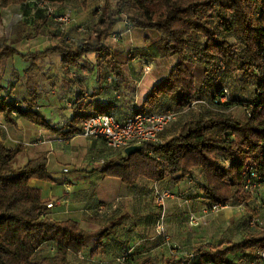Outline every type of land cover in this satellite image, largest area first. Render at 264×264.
I'll list each match as a JSON object with an SVG mask.
<instances>
[{
	"label": "trees",
	"instance_id": "obj_1",
	"mask_svg": "<svg viewBox=\"0 0 264 264\" xmlns=\"http://www.w3.org/2000/svg\"><path fill=\"white\" fill-rule=\"evenodd\" d=\"M26 1L0 0V22L3 9L11 5L23 6ZM33 3L38 17L32 27L36 35L53 21L37 7L36 0ZM122 20H127L132 28L153 29L159 33V40L149 47L154 57L178 58L168 75L150 89L143 108L135 112L175 111V107L181 109L193 102L207 104L209 108L205 116L177 123L176 133L165 139L164 131L175 124L176 119L159 134L160 144L145 143L141 150L125 155L120 161L118 156L108 159L101 166L102 174L117 177L127 184L135 183L139 177L156 182L170 177L175 183L184 180L193 183V171L198 168L204 180L200 184L204 210L214 204H246L250 196L243 189L244 170L255 168L257 181L264 187V0H117L114 7L105 4L88 38L73 45L62 38L65 44L57 43L30 53L21 52L12 43L0 39V61L19 56L30 63L28 70H33L38 67L36 61L40 57L56 54L64 75H73L72 68L80 66L88 54H94L97 63L113 59L105 41ZM234 31L240 40L238 45L228 40ZM194 35L198 41L196 37L193 40ZM143 52L145 50H140V54ZM129 53L135 56L133 50ZM193 55L205 64V80L199 88L187 65ZM221 71L236 72V80L243 86H255L248 100L235 96L223 84ZM223 88L229 91V100L225 102L217 100ZM28 94L22 104L7 99L5 94L0 95V112L6 118L15 113L62 132L63 128L52 127L38 111V93L33 90ZM66 105L72 107L73 102L66 99ZM239 105L245 108V119L237 118L230 111L232 106ZM101 112L111 111L99 109L89 114H76L74 118L83 120ZM22 147V143L11 148L0 142V264H70L68 254L79 255L92 238L95 246L91 255L101 252L104 238L113 231L115 224L92 236L73 219L50 217L40 191L28 185L31 177L49 179L47 157L43 154L14 167L13 160ZM165 189L177 197L170 189ZM165 205L164 208L159 205L157 219L164 209V222ZM189 217L190 214L188 223ZM251 219L248 224L254 228ZM256 224L262 225L259 221ZM206 225L207 222L201 223V227ZM157 238L165 241L158 234ZM43 246L54 247V253H41ZM36 253L37 259L34 258ZM262 253L264 228L252 229L240 240L226 244L199 243L187 253L172 250L160 261L150 256L134 258L130 252L124 260L125 264H240L236 258L251 257L249 264H264Z\"/></svg>",
	"mask_w": 264,
	"mask_h": 264
},
{
	"label": "crops",
	"instance_id": "obj_2",
	"mask_svg": "<svg viewBox=\"0 0 264 264\" xmlns=\"http://www.w3.org/2000/svg\"><path fill=\"white\" fill-rule=\"evenodd\" d=\"M26 3L23 6H15L28 8L31 13H35L33 0H27ZM5 9L1 11V20L4 19L3 11ZM131 29L127 30L126 23L122 20L117 23L113 32L119 33L127 30L130 33L133 30H139L138 35H142L145 39L148 37L151 40L149 33L145 32L146 30L132 27ZM145 39L140 46L145 47ZM107 45L110 47L115 60L99 63L96 61V65L103 64L106 69L101 72L102 74H97L95 84L91 85L85 81L88 77L89 67L87 64H83L84 61L81 62L80 66L72 68L73 75L66 76L61 69L62 73L54 77L56 78L55 81L49 80L51 84L47 93L51 99L57 98L60 94V96L62 95V101L69 99L73 102L72 107L66 106V108L71 109L72 114L70 117H66L63 110L55 108L61 116L57 121L60 125L55 126L47 120L52 127L63 128L62 132L33 123L15 113L6 118L0 112L4 120L3 126L0 127V142L11 148L16 147L18 143L23 144L21 151L13 160V164L17 163L16 167H20L29 159L43 154L47 157L49 179L43 180L31 177L28 180V185L40 191L44 203H52L48 211L50 217L58 220L73 219L91 234L104 228H110L112 224H115L113 231L104 238V247L101 252L91 255L90 252L95 246V240L92 238L88 247L79 255L68 254L69 263L118 264L120 256L125 251L133 253L134 258L150 256L154 260L152 255L146 254L147 252L144 251L149 245L152 246V250L155 252H162L160 255L154 253L159 257L154 261H160L163 257L169 255L171 245L178 244L190 250L199 243L205 245L226 244L234 241V234L238 232L244 237L253 228L248 226L247 220H244L246 216L243 214L239 217L235 213L236 210L231 208L219 214H207L204 211L205 202L201 197L202 188L201 185L196 184L199 182L202 184L204 180L201 175L202 180L199 181L200 170L198 168L193 171V183H188L187 180H184L186 183L184 181L175 183L170 177L158 182L139 177L135 183L127 184L117 177L102 174L101 166L105 161L114 156H118V161H120L124 158L125 153L122 150L107 148L101 138L84 137L80 133V129L75 130V127L80 128L82 120L78 117L74 118V116L104 109L113 111L119 119H124L136 110L143 108V102L150 89L164 79L169 72L168 70L165 75L160 74L157 70L156 61L163 58L159 56L147 57L149 56L147 51L143 52L141 56L130 55L131 58H128L127 53L129 54L132 46H127L123 40ZM16 48L25 53L43 49L24 51L18 46ZM115 52H119V56L122 58H115ZM39 59L40 61L44 60L41 57ZM39 59L36 61L38 67L33 70H28L29 67L23 68L20 62L17 61L23 68V73L28 74L26 85L29 86L26 87H31L23 100L29 96L30 91L35 90L32 87L34 80L31 77L40 66ZM9 60L15 62L13 58H10L0 61V65ZM147 61L152 67L150 72L153 73V76L155 75L151 81L147 82L148 84H146L148 73L145 74L142 71V67ZM58 62L61 68L60 58ZM112 66L117 67V69L110 70L109 68ZM77 68L80 74L73 72V69ZM118 68L119 71H117ZM3 89V84L0 81V90ZM0 95L4 94L0 91ZM39 97L40 92L38 93V99ZM6 98L8 99V97ZM23 100L21 103L20 101L16 102L22 104ZM37 108L39 111L40 103H38ZM176 130V127L173 129L168 127L164 131L163 137L165 139L170 138L176 133ZM64 168H67L68 171H64ZM72 172L74 173L69 175ZM156 186L168 188L177 196L167 200L165 205V229L172 240V244L169 246H166L163 240L157 238L156 223L160 206L156 204L153 195ZM192 212L198 220L201 219L202 222H207V225L194 229L190 228L187 217ZM244 230H246L245 233ZM46 247L51 246H43V249Z\"/></svg>",
	"mask_w": 264,
	"mask_h": 264
},
{
	"label": "rangeland",
	"instance_id": "obj_3",
	"mask_svg": "<svg viewBox=\"0 0 264 264\" xmlns=\"http://www.w3.org/2000/svg\"><path fill=\"white\" fill-rule=\"evenodd\" d=\"M116 1L117 0H67V2L64 4H60L56 2L55 4L59 6L58 11L60 10L63 13L64 12L69 13L71 17L70 21L64 25L66 36H68L69 38V42H67L66 40L65 42L67 44L73 45L77 43L79 40L88 38L90 34L92 33L93 27L95 26L98 20V16L101 14V11L105 7V4H109L111 7L112 6L114 7V5L116 4ZM3 12H4V19H2L0 22V39H3L4 41L8 43H12L16 47L18 46L24 51H31V50H35L38 48H44V47H48V46H51L57 43L65 44L62 41V38L65 39V35L61 31L59 24H56L54 22L52 24L51 23L46 24V26L43 27L39 31V33L35 35L32 30L34 23L38 20V17L35 15V13H31V11L28 8L19 7L15 5L6 8ZM124 21L126 23V27L131 29L132 26L127 22V20H124ZM144 30H146L145 31L146 33H149L148 35L151 36V40L148 37H146L145 39L144 37H142V35H138V33L140 32L139 30H133L130 33H128L127 30H124L122 32H119V33H122L120 38H119V35H120L119 33H114V32L111 33L109 35L110 37L106 39V43L107 44L115 43L116 41L113 40V35H114L118 37L117 42H120V41L122 42L123 40V42H125L127 46L128 45L132 46L131 50H133L136 56L138 55L141 56L140 50H145L147 51V54H149V56L147 57H152L153 56L152 50L149 47L151 43H156V41L159 40V33L153 29H144ZM234 33L235 34L228 36V40L231 43L238 45L240 43V40H239L238 34L235 31ZM193 37H194L193 40H195V37H196V40L198 41L197 36L194 35ZM144 39L146 41V45L145 47L144 46L142 47L140 45L143 43ZM200 40H203V38H201ZM189 50L190 52H193L191 47L189 48ZM119 54H120L119 52H115L114 53L115 58H122L119 56ZM127 55H129L128 58H131L130 53L129 54L127 53ZM192 57H193L192 59H189L187 61V65L193 72L196 78V85L199 88L205 80V74H206L205 64L197 56L194 57L193 55ZM59 58L60 57L58 55H49L46 57H41V59H44V60L40 61L39 59L40 66L37 69V72L35 74H32V77H31V79L34 80V85L32 87H34L36 92L38 93L40 92V97L38 99V103H40L39 112L42 113L45 116V118L49 120L50 122H52L53 125L55 126L60 125L57 121L61 117L55 108L59 110H63L66 117H70L72 114L71 109L69 107H67L68 109L66 108V106H69V105H66V100L65 101L61 100L62 95L60 96L59 94L57 98L55 97L51 99V97L47 93V90L48 91L50 90V84H51L49 80L55 81L54 79L56 78L54 77L62 73L61 68L59 67V64H58ZM161 58L163 59H157L156 61L158 65L157 70L160 74L165 75L168 72V70L170 72V70L176 64L178 58L177 56H171L165 59L164 57H161ZM13 59L15 60L14 63L12 62V60H9L5 64L0 65V81L2 82L3 88H4L3 90H0V91L2 94H6L9 100L18 101V102L20 101L21 103V101L23 100V97L27 95L29 88H31V87L29 88L26 87V86H29V85H26V78L28 74L23 73V68L29 67L30 63L27 61H24L19 56H15L13 57ZM113 60L115 59H112L111 61ZM17 61L20 62L23 68H21V66L17 63ZM83 64L84 65L87 64L89 67L87 71L88 77H87V80L85 79V81L89 82L91 85L95 84L96 82L95 78L97 74L98 75L102 74L101 72H104V70L106 69L105 68L106 66L104 67L103 64L96 65V59L94 57V54H88L86 56V59H84ZM11 68L13 69L11 70ZM109 69L114 71L117 69V67L112 66ZM117 71H119V68ZM73 72L75 74H78V73L80 74V72L78 71V68L73 69ZM150 73H148L147 75L146 84H148L147 82L151 81L153 77L155 76V75L154 76L152 75L153 73L151 74ZM236 74H237L236 72L225 73L224 71H221L220 76L223 79V84L227 85L229 90L235 96L248 100L255 86L253 84L243 86L241 84L242 82H239L238 80H236L238 77ZM47 77H50V78H47ZM61 78L63 79V77ZM242 86L244 87V89L242 88ZM208 106L209 105L201 103V102L200 103L193 102L189 106L181 108V109L175 107L174 108L175 111L178 112L177 121L175 124H171L169 128L173 129L177 127L176 125L177 123H181L186 120L199 117L201 115L203 116L207 115L206 111H207V108H209ZM212 108H215V107L212 106ZM244 109H245L244 106L239 105V106H232V108H230V111L237 118L245 119L246 113ZM16 164L17 163H14L13 166L16 167ZM73 173L74 172L70 173L69 175H72ZM199 174H200V178H199V181H200L202 180L201 170ZM184 183L186 182L184 181ZM196 184L200 185V182ZM260 189H261V192L264 193V187L260 186ZM246 193H248L250 196L249 201L246 203L248 205L243 204V203L242 204L232 203L230 206H228L222 211L228 210L230 208L233 210H236L235 213L238 214L239 217H241V214L246 216L244 220H247V224H248V219L252 217L250 222H254L253 224L251 223L252 224L251 226L255 225L253 230H259L261 228H264V213L259 208L257 196L252 194L251 192L250 193L246 192ZM173 198H176V197L174 196ZM173 198H170V199H173ZM219 212L216 214H219ZM256 219H258L262 225H257ZM202 221L203 220L199 219V224L197 225L188 224V226H190V228H193V229L199 228L201 227V223H203ZM249 231H252V230L250 229ZM245 232L246 230H244V233ZM96 233H93V234L89 233V234L94 236ZM165 233L168 236V241L167 242L162 241V242L165 243L166 246H168L167 245L168 243H170L171 245L172 244L171 236L167 233L166 229H165ZM241 238H242V235L240 234V232H238L237 234H234V237H233L234 241L239 240ZM211 245L212 244H207V246H211ZM172 250L174 252L187 253L188 248L181 247L177 244V245H173L169 249V251H172ZM49 251H50V247L49 248L46 247L40 252L48 253ZM144 251L147 252L146 254L152 255L154 257V260L159 259V257H157L154 253H156L157 255L162 254V252L157 253L154 250H152L151 245L147 246L144 249ZM123 254H124V257L121 258V261H118V264H125L124 259L128 257L129 252L125 251L123 252ZM138 257H143V256H138ZM34 258L37 259V253L35 254ZM246 258L247 257H242L240 259L236 258V261H239L240 264H249L248 260H250L251 257H249L248 259Z\"/></svg>",
	"mask_w": 264,
	"mask_h": 264
},
{
	"label": "built area",
	"instance_id": "obj_4",
	"mask_svg": "<svg viewBox=\"0 0 264 264\" xmlns=\"http://www.w3.org/2000/svg\"><path fill=\"white\" fill-rule=\"evenodd\" d=\"M37 7L44 10L54 23L59 24L61 31L65 35V40L69 42L68 36L65 33L64 25L67 24L71 17L69 13L58 11L59 6L50 0H36ZM56 5V6H55ZM129 30V28H127ZM119 38L122 33H119ZM113 40L118 41V37L113 35ZM143 73L147 74L151 71V64L144 63L142 67ZM218 101L225 102L229 100V91L223 88L217 97ZM249 115L248 110H246ZM177 111L168 110L163 112H134L124 119H119L115 112L94 113L81 121L80 133L87 138H101L106 146L112 150H122L131 145L143 146L145 143H161L159 134L165 130L172 122L177 119ZM3 117L0 115V127L3 126ZM64 171H68L64 168ZM243 189L246 192H251L257 196L260 210L264 213V193L261 192L260 184L257 181L258 174L252 166L243 171ZM255 192V193H254ZM155 202L163 206L167 199L173 198L174 195L167 189L156 186L154 189ZM48 207L52 203L47 204ZM228 204H214L209 210H204L206 213H217L227 208ZM165 211L162 209L159 220L156 223L157 234L162 236L165 241H168V236L165 233ZM259 221L256 219V222ZM206 223V222H203ZM252 224L254 222H251ZM261 223V222H260ZM190 225L199 224L197 216L193 213L189 217ZM55 248L50 249L54 253ZM264 260V253L261 254Z\"/></svg>",
	"mask_w": 264,
	"mask_h": 264
},
{
	"label": "water",
	"instance_id": "obj_5",
	"mask_svg": "<svg viewBox=\"0 0 264 264\" xmlns=\"http://www.w3.org/2000/svg\"><path fill=\"white\" fill-rule=\"evenodd\" d=\"M142 149V146L140 145H131V146H128L124 149V153L126 156H130L131 154L139 151Z\"/></svg>",
	"mask_w": 264,
	"mask_h": 264
}]
</instances>
